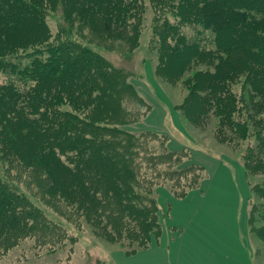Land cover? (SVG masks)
I'll list each match as a JSON object with an SVG mask.
<instances>
[{
    "label": "rangeland",
    "instance_id": "obj_1",
    "mask_svg": "<svg viewBox=\"0 0 264 264\" xmlns=\"http://www.w3.org/2000/svg\"><path fill=\"white\" fill-rule=\"evenodd\" d=\"M48 2L50 8L43 13L47 25L34 21L33 28L15 36L12 43L36 42L50 35L51 41L82 45L99 55L118 71L110 73L113 94L93 103L92 118L140 137L130 160L114 159L116 165L103 172L110 173L105 181L88 183L73 177L74 185L68 186L70 178L63 180L59 174L58 186H50L39 170L27 169L21 161L40 152L43 138L24 126L15 108L14 113L5 110L3 118L10 115L11 119L1 123L0 180L22 195L25 203L21 212L16 208L0 216V264H115L126 251H138L144 245L150 248L164 233L162 226L153 229L148 220L158 205L154 219L161 225V193L175 196L192 184L193 175L182 167L190 165L193 150L243 171L250 193L248 241L254 263L264 264V238L258 234L264 226V194L254 190L255 185L264 184V173H247L244 167V158L251 156L256 137L264 132V61L249 47L213 52V34L204 18L205 0ZM242 13L251 29L264 32V13ZM195 46L202 54L194 52ZM122 80L131 88H121ZM190 88L194 92L190 108L195 114L185 115L186 119ZM209 93L215 95L214 100L224 94L230 95L226 102L235 98L232 119L245 126V133L235 132L227 118L214 113L211 97L204 98ZM207 103L213 113L197 118L199 107ZM166 149L184 150L185 157L171 163L155 158ZM118 186H132V193L142 195L130 200L146 209L134 213L146 228L142 234L127 219L126 203L122 205L119 199L123 190ZM109 188L113 189L105 190ZM13 218L17 225L12 224Z\"/></svg>",
    "mask_w": 264,
    "mask_h": 264
},
{
    "label": "trees",
    "instance_id": "obj_2",
    "mask_svg": "<svg viewBox=\"0 0 264 264\" xmlns=\"http://www.w3.org/2000/svg\"><path fill=\"white\" fill-rule=\"evenodd\" d=\"M49 8L48 0H0V131L3 127L1 123L6 124L11 119L10 115L6 116V120L3 118L5 110L14 113L15 108L21 116L20 121L26 124L24 126L43 138L38 154L31 155L27 160L21 158L27 169L39 170L42 179L50 183V186H58L59 174L64 176L63 180L70 178L65 183L68 186L74 185L73 177L87 180L88 183H94L93 180L96 179L102 182L110 176V173L106 175L103 172L116 165L114 159L130 160L133 157L132 150L138 144L136 139L140 136L125 132L115 124L100 123L92 118L93 103L104 101L113 94V90L109 88L114 81L113 74L110 76V73L118 71L99 55L82 45L51 41L50 35L36 42L12 43L15 36L33 28L34 21L36 24L47 25L43 13ZM203 9L207 12L204 13L206 27L213 34L214 53L249 47L253 48L258 59L264 61V32L251 29L248 24L250 21L242 13H264V0H205ZM198 49L195 46L193 50L197 55L202 54ZM222 77L219 80L221 83L224 82ZM119 86L131 88L123 80ZM188 91L184 116L190 118L191 112L195 114L194 108H190L191 102H194V92L193 88ZM209 96L215 108L214 113L227 118V125L235 132L242 130L245 133V126L232 119L235 98L231 96L226 102L230 95L224 94L214 100L213 93L206 94L204 98L208 99ZM218 100L220 102L217 103ZM63 105L69 108H62ZM199 108L201 111L197 118L207 117L211 111L213 113L210 103ZM141 113L144 116V112ZM261 133L262 137L257 136L254 147L250 149L251 156L244 158L247 173H264L263 130ZM146 135L158 137L153 133ZM184 157V150L166 149L155 158L171 163L178 158L182 161ZM182 168L193 175V181L185 192L175 196L172 194L177 199H182L189 191L199 188L208 177L206 170L200 165L190 164ZM130 188L134 189L132 186H118L117 189L123 190L119 199L122 205L126 203L127 219L136 223L135 228L142 234L146 228L142 227V221L134 218V213L139 209V212L146 209L130 202L133 196L142 198L135 190L132 193ZM250 189L253 191V187L250 186ZM53 190L58 195L59 190L54 187ZM105 190H100V193ZM254 190L264 194V184L255 185ZM112 195L116 196V191ZM23 203L24 197L17 195L8 184L0 180V216L11 213L16 208L21 212ZM157 207L155 205V213L148 220L153 229L161 226L154 219ZM27 215L38 218L34 213ZM138 222L142 225H138ZM12 224L17 225L18 222L15 220ZM258 234L264 238V226L259 229ZM142 247L144 249L138 251H126L125 255L132 256L149 249L146 245Z\"/></svg>",
    "mask_w": 264,
    "mask_h": 264
},
{
    "label": "crops",
    "instance_id": "obj_3",
    "mask_svg": "<svg viewBox=\"0 0 264 264\" xmlns=\"http://www.w3.org/2000/svg\"><path fill=\"white\" fill-rule=\"evenodd\" d=\"M188 162L202 166L207 179L182 199L161 193L163 239L132 256H118L115 264H255L243 171L197 150Z\"/></svg>",
    "mask_w": 264,
    "mask_h": 264
},
{
    "label": "bare ground",
    "instance_id": "obj_4",
    "mask_svg": "<svg viewBox=\"0 0 264 264\" xmlns=\"http://www.w3.org/2000/svg\"><path fill=\"white\" fill-rule=\"evenodd\" d=\"M164 194V193H163ZM164 196V195H163Z\"/></svg>",
    "mask_w": 264,
    "mask_h": 264
}]
</instances>
